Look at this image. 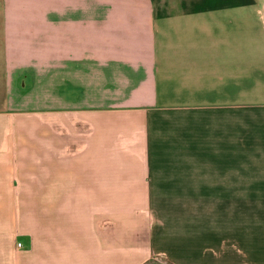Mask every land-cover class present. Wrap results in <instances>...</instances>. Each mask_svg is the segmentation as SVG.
<instances>
[{
    "label": "crops",
    "instance_id": "crops-1",
    "mask_svg": "<svg viewBox=\"0 0 264 264\" xmlns=\"http://www.w3.org/2000/svg\"><path fill=\"white\" fill-rule=\"evenodd\" d=\"M260 17L0 0V264H264Z\"/></svg>",
    "mask_w": 264,
    "mask_h": 264
},
{
    "label": "rangeland",
    "instance_id": "rangeland-1",
    "mask_svg": "<svg viewBox=\"0 0 264 264\" xmlns=\"http://www.w3.org/2000/svg\"><path fill=\"white\" fill-rule=\"evenodd\" d=\"M255 27H256V29H264V20L261 17H260V21H258V22L256 21ZM21 160L24 163H29L30 162L32 164V166H30L32 171H36L37 170L36 165H37L38 159H21ZM146 264H169V263L165 259L158 257V259H156V258L155 259H151Z\"/></svg>",
    "mask_w": 264,
    "mask_h": 264
},
{
    "label": "built area",
    "instance_id": "built-area-1",
    "mask_svg": "<svg viewBox=\"0 0 264 264\" xmlns=\"http://www.w3.org/2000/svg\"><path fill=\"white\" fill-rule=\"evenodd\" d=\"M18 245H20V243H18Z\"/></svg>",
    "mask_w": 264,
    "mask_h": 264
}]
</instances>
